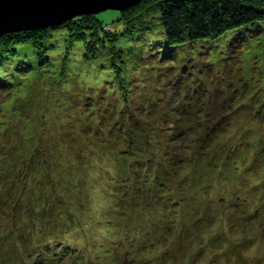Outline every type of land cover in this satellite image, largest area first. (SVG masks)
Segmentation results:
<instances>
[{
    "label": "clouds",
    "instance_id": "clouds-1",
    "mask_svg": "<svg viewBox=\"0 0 264 264\" xmlns=\"http://www.w3.org/2000/svg\"><path fill=\"white\" fill-rule=\"evenodd\" d=\"M169 35L0 56V264H264V57Z\"/></svg>",
    "mask_w": 264,
    "mask_h": 264
},
{
    "label": "trees",
    "instance_id": "trees-1",
    "mask_svg": "<svg viewBox=\"0 0 264 264\" xmlns=\"http://www.w3.org/2000/svg\"><path fill=\"white\" fill-rule=\"evenodd\" d=\"M149 2L157 20L170 34L168 49L187 40L199 42L202 49L211 50L223 44L241 53L253 37L264 32V0H143L124 11L110 12L107 20L96 14L91 15L90 22H85L83 18L89 17L83 16L60 26L0 34V56L41 53L56 31H64L69 38L86 44H98L120 19H130L143 27V12Z\"/></svg>",
    "mask_w": 264,
    "mask_h": 264
},
{
    "label": "water",
    "instance_id": "water-1",
    "mask_svg": "<svg viewBox=\"0 0 264 264\" xmlns=\"http://www.w3.org/2000/svg\"><path fill=\"white\" fill-rule=\"evenodd\" d=\"M142 0H0V34L60 26L77 16L124 11Z\"/></svg>",
    "mask_w": 264,
    "mask_h": 264
},
{
    "label": "rangeland",
    "instance_id": "rangeland-1",
    "mask_svg": "<svg viewBox=\"0 0 264 264\" xmlns=\"http://www.w3.org/2000/svg\"><path fill=\"white\" fill-rule=\"evenodd\" d=\"M151 3L152 2H149V3L146 4L147 8L143 12L145 21L147 20L149 22L152 21V20H157V18H156L157 15H155V12H154V6L151 5ZM110 12H113V11H104V12L99 13V15L102 16V18H105L107 20L108 18L111 17ZM78 17L80 18V17H83V16H77L75 18H78ZM85 17H89V18H86V19L83 18V20H85V22H87V21L92 19L91 15H88V16H85ZM75 18H73V19H75ZM144 26H145V22H144ZM251 42L252 43L248 44L247 48L244 49L240 54L242 56H246V57L247 56H251L252 59L258 61L261 57H264V32H262L260 35L257 34L255 37H253Z\"/></svg>",
    "mask_w": 264,
    "mask_h": 264
}]
</instances>
